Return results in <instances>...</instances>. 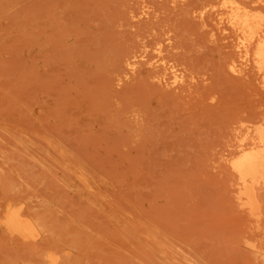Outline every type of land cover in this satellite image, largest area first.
I'll list each match as a JSON object with an SVG mask.
<instances>
[{"label":"rangeland","instance_id":"obj_1","mask_svg":"<svg viewBox=\"0 0 264 264\" xmlns=\"http://www.w3.org/2000/svg\"><path fill=\"white\" fill-rule=\"evenodd\" d=\"M263 60L264 0H0V264H264Z\"/></svg>","mask_w":264,"mask_h":264},{"label":"bare ground","instance_id":"obj_2","mask_svg":"<svg viewBox=\"0 0 264 264\" xmlns=\"http://www.w3.org/2000/svg\"><path fill=\"white\" fill-rule=\"evenodd\" d=\"M245 26H246V23H245ZM251 37L252 36H250L248 39H250ZM258 55L261 57L262 56L261 52H259ZM263 67H264V60H263ZM255 160H256L255 157L251 156V158H248V161H246V162L251 163L252 161L254 162ZM243 165H245V162Z\"/></svg>","mask_w":264,"mask_h":264}]
</instances>
